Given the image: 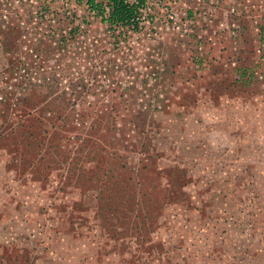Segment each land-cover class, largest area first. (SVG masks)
Instances as JSON below:
<instances>
[{
  "label": "rangeland",
  "instance_id": "rangeland-1",
  "mask_svg": "<svg viewBox=\"0 0 264 264\" xmlns=\"http://www.w3.org/2000/svg\"><path fill=\"white\" fill-rule=\"evenodd\" d=\"M148 2L110 75L106 25L0 0V264H264V0Z\"/></svg>",
  "mask_w": 264,
  "mask_h": 264
},
{
  "label": "trees",
  "instance_id": "trees-1",
  "mask_svg": "<svg viewBox=\"0 0 264 264\" xmlns=\"http://www.w3.org/2000/svg\"><path fill=\"white\" fill-rule=\"evenodd\" d=\"M31 1L40 3L39 15H41V19L50 16L51 20L57 21L58 24L62 25L72 18L70 24H68L69 28H67V31H64L66 35L61 33L63 32L62 27L59 29L62 38L58 40L62 42L67 41L72 43L85 36L83 34H87L88 29L83 28L84 25L86 24L90 27L94 20L99 21L102 25H106L107 40H104L106 46H103V40H98L96 44L98 43L103 46L105 55L109 63H111V65L109 64L111 66L110 75L112 71L114 74L115 67L117 66L113 62V57L114 60L118 61L117 58L119 54L127 53V55L133 58V53L136 50L144 52L145 55L151 54L147 51V49L151 48V45L147 43V41H149L147 40V33L149 32L147 24H149L150 30H157L158 26L152 9L148 6L149 0H76V4L79 7L85 8V13L87 15L81 22H78L79 20L75 13H73V15L70 14V16L64 14L66 17L64 20V15L55 12L54 3L59 2V0ZM60 2L65 4L64 0H60ZM66 3V5L70 4L69 2ZM154 3L159 5L164 12V10H169L168 7H170L169 4H172V0H154ZM260 33L261 43L264 44V26L261 28ZM52 35H56V33L52 32ZM134 37H136V39ZM134 40H137V44ZM154 41L157 43L156 39ZM155 47L152 49H155ZM144 60L146 62V58ZM144 60L140 58L139 65L137 66H141V62ZM153 62L157 66L161 64L159 60H153ZM131 70L134 77V74H137V72L136 70ZM109 77L108 81L112 83V78L111 76Z\"/></svg>",
  "mask_w": 264,
  "mask_h": 264
},
{
  "label": "crops",
  "instance_id": "crops-1",
  "mask_svg": "<svg viewBox=\"0 0 264 264\" xmlns=\"http://www.w3.org/2000/svg\"><path fill=\"white\" fill-rule=\"evenodd\" d=\"M158 60H159V59H158ZM183 65H184V61L181 60V57L179 56V58H178V60L176 61V63H175V64H174V63L172 64V68H173L174 71H176L177 69L182 68ZM172 77H174V81H177V75H176L175 73L173 74Z\"/></svg>",
  "mask_w": 264,
  "mask_h": 264
},
{
  "label": "built area",
  "instance_id": "built-area-1",
  "mask_svg": "<svg viewBox=\"0 0 264 264\" xmlns=\"http://www.w3.org/2000/svg\"><path fill=\"white\" fill-rule=\"evenodd\" d=\"M171 18H173V17H171Z\"/></svg>",
  "mask_w": 264,
  "mask_h": 264
}]
</instances>
